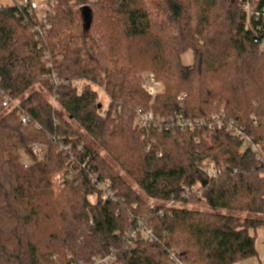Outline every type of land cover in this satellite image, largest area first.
<instances>
[{"label":"trees","instance_id":"trees-1","mask_svg":"<svg viewBox=\"0 0 264 264\" xmlns=\"http://www.w3.org/2000/svg\"><path fill=\"white\" fill-rule=\"evenodd\" d=\"M47 1L53 27L43 37L21 0L0 3V264H90L113 250L118 264H168L172 250L186 264L255 257L264 175L254 154L214 122L148 134L137 125L139 109L207 121L224 112L264 143V23L246 0ZM249 2L263 11L264 0ZM188 51L191 66L182 63ZM145 71L165 83L154 100L137 79ZM4 97L20 108L6 109ZM34 144L48 150L26 169L18 152ZM208 159L213 181L199 170ZM70 172L58 187L55 177ZM92 175L112 184L117 202L102 199ZM193 187L202 196L184 197ZM172 200L178 206L167 208ZM130 217L157 240L139 238L127 251Z\"/></svg>","mask_w":264,"mask_h":264},{"label":"built area","instance_id":"built-area-1","mask_svg":"<svg viewBox=\"0 0 264 264\" xmlns=\"http://www.w3.org/2000/svg\"><path fill=\"white\" fill-rule=\"evenodd\" d=\"M21 5L27 9V12L30 16L36 18L40 25L35 28V32L43 37L49 31L52 30L51 20L54 17L53 8L55 7V3L53 1L47 0H21ZM245 9L251 13L257 20H262L264 23V9L261 12L257 7H252L249 0H246ZM262 49H264V40L262 42ZM52 83L56 81V77L52 76ZM56 83H61L60 81H56ZM143 87L147 91V93L152 96L153 100L162 93V87L160 84L155 82L154 77L146 76L142 80ZM76 86H79V83H75ZM181 101L184 100L180 98ZM3 106L6 109H18L20 108L19 101H14L9 97H4ZM31 122L30 118L25 114L21 115V123L26 126ZM216 125L218 129H226L231 131L235 137V139L241 141L243 148L252 152L255 156L256 161L260 164L263 175H264V143L256 142L251 136L247 135L242 128L237 127L234 121H226L224 120V112H220L212 116L210 120H192L183 118L180 114H177L169 119H158L155 117L153 111H144L139 109L137 111V125L140 130L148 132L150 130H157L158 132L162 131H190L194 132L196 130H200L205 127L208 123H210V127L212 123ZM65 151H70V147H63ZM32 152H34L36 158L40 160L44 157V148L40 145H32ZM161 156V155H159ZM199 170L207 177L209 181H213L218 177V169L215 165V162L212 159H208L203 161L199 165ZM73 174L70 172L66 175H62L60 178L63 181L65 178L71 179ZM92 185H94L101 193L102 199L112 200L117 202L115 197V192L112 189L111 183H102L98 180L96 175L91 176ZM198 187H193L191 189H187L184 191L183 196L189 197L193 194L198 197L202 196V192L198 190ZM167 208L177 207L178 205L174 200L168 202L166 204ZM135 207V206H134ZM130 221H132L133 225L126 231L124 236L125 241V249L127 251L132 250L135 247V243L139 238L144 239L148 242H154L157 240V237L154 233V230L149 227L145 221L141 218L134 219L130 217ZM90 264H118L116 251H112L111 253L104 256L93 257ZM168 264H186L184 263L178 251L172 250L168 253Z\"/></svg>","mask_w":264,"mask_h":264},{"label":"rangeland","instance_id":"rangeland-1","mask_svg":"<svg viewBox=\"0 0 264 264\" xmlns=\"http://www.w3.org/2000/svg\"><path fill=\"white\" fill-rule=\"evenodd\" d=\"M93 1H96V0H93ZM8 2H9V0H5V1L0 0V3H3V4H6ZM192 57H193L192 51H188L186 54H184L182 56V63L184 65H186L187 62H189V61L192 60ZM193 62H194V60H193ZM191 65H193V63ZM146 76H152V77H154L155 82H157L158 84H160V86L163 89L162 90V93H160V94H163L165 92V90H166L165 83L163 81L157 80L155 78V75H154V73L152 71H145L143 73H140L139 75H137V79H139L140 81H142L143 78L146 77ZM100 103L102 104V106L104 107V109H107L108 108L109 98L103 92H100ZM152 104H153V101H151V105ZM103 114L105 115L106 112H104ZM37 145H40V146H42L44 148V155H45L46 152H47V150H48V147H46L44 145H41V144H37ZM100 153L102 154V156L104 158H106V160L108 161V163L113 167L114 171L119 174V176L121 177V179L128 186H130L134 191H136L141 197H143L144 199H147L146 195L138 187V185L136 184L135 180H133L121 167H119L110 158H108L105 151L101 150ZM18 155L20 156L22 165L26 169H29L33 164L39 162V159L36 158L34 152H32V150H31V148H27V149L21 150L20 152H18ZM61 177H62L61 174H59V175H57L55 177V182H56L57 186H58V184H61L62 183V181L60 180ZM61 186H62V184H61ZM61 186H58V187H61ZM91 200L95 202L96 199L92 198ZM250 235L252 237H254V239H255V247H256L257 255L255 257H251V258L242 260L238 264H264V228L262 226H259L256 229H251L250 230Z\"/></svg>","mask_w":264,"mask_h":264},{"label":"crops","instance_id":"crops-1","mask_svg":"<svg viewBox=\"0 0 264 264\" xmlns=\"http://www.w3.org/2000/svg\"><path fill=\"white\" fill-rule=\"evenodd\" d=\"M192 63H193V57H192V60L191 61H189V62L186 63V66H191Z\"/></svg>","mask_w":264,"mask_h":264},{"label":"water","instance_id":"water-1","mask_svg":"<svg viewBox=\"0 0 264 264\" xmlns=\"http://www.w3.org/2000/svg\"><path fill=\"white\" fill-rule=\"evenodd\" d=\"M101 107V106H100Z\"/></svg>","mask_w":264,"mask_h":264}]
</instances>
